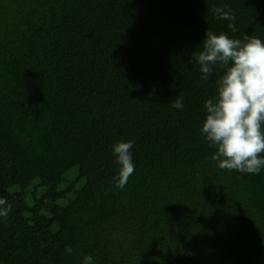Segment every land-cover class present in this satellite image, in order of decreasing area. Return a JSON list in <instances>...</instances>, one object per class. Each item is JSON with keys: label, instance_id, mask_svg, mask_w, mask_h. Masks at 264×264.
Instances as JSON below:
<instances>
[{"label": "trees", "instance_id": "16d2710c", "mask_svg": "<svg viewBox=\"0 0 264 264\" xmlns=\"http://www.w3.org/2000/svg\"><path fill=\"white\" fill-rule=\"evenodd\" d=\"M208 29L264 42V0H0V264H264V167L220 169L202 133Z\"/></svg>", "mask_w": 264, "mask_h": 264}, {"label": "clouds", "instance_id": "9594fccd", "mask_svg": "<svg viewBox=\"0 0 264 264\" xmlns=\"http://www.w3.org/2000/svg\"><path fill=\"white\" fill-rule=\"evenodd\" d=\"M211 11L217 19H236L232 10L225 11L223 6ZM227 27L236 31L231 22ZM200 46L192 56L203 80L213 73L214 66L225 69L217 80V97L205 101L202 133L217 148L212 159L220 169L259 174L264 167V42L256 36L245 35L241 40L208 29ZM172 106L182 109L183 99H176ZM133 144L131 140L119 141L113 148L121 165L116 183L119 189L135 171L130 151ZM11 208L6 198L0 197V217L7 218ZM65 251L72 254L73 249L68 246ZM83 264H93V258L85 255Z\"/></svg>", "mask_w": 264, "mask_h": 264}]
</instances>
